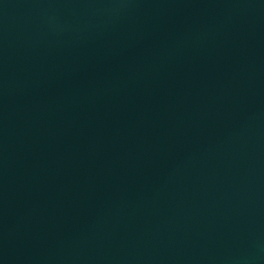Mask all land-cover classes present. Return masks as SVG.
<instances>
[{
  "label": "water",
  "instance_id": "95a60500",
  "mask_svg": "<svg viewBox=\"0 0 264 264\" xmlns=\"http://www.w3.org/2000/svg\"><path fill=\"white\" fill-rule=\"evenodd\" d=\"M0 264H264V0H0Z\"/></svg>",
  "mask_w": 264,
  "mask_h": 264
}]
</instances>
